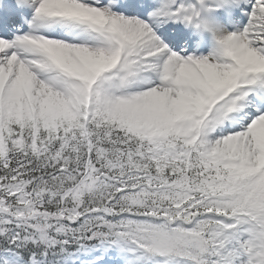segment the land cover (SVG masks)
Instances as JSON below:
<instances>
[{"label":"snow or ice","instance_id":"snow-or-ice-1","mask_svg":"<svg viewBox=\"0 0 264 264\" xmlns=\"http://www.w3.org/2000/svg\"><path fill=\"white\" fill-rule=\"evenodd\" d=\"M0 264H264V0H0Z\"/></svg>","mask_w":264,"mask_h":264}]
</instances>
